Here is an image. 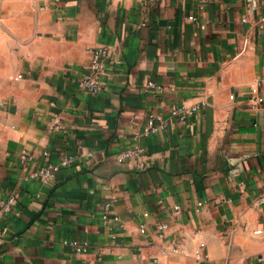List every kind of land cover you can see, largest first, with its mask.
<instances>
[{
    "label": "crops",
    "instance_id": "0c3cea01",
    "mask_svg": "<svg viewBox=\"0 0 264 264\" xmlns=\"http://www.w3.org/2000/svg\"><path fill=\"white\" fill-rule=\"evenodd\" d=\"M260 16L264 0H0V199L15 200L0 264H264ZM101 45L89 94L76 80ZM172 105L199 107L180 122ZM149 114L161 128L134 141ZM133 142L143 169L116 158ZM65 155L51 180L32 177ZM108 201L117 221L102 220Z\"/></svg>",
    "mask_w": 264,
    "mask_h": 264
},
{
    "label": "built area",
    "instance_id": "2783aa9c",
    "mask_svg": "<svg viewBox=\"0 0 264 264\" xmlns=\"http://www.w3.org/2000/svg\"><path fill=\"white\" fill-rule=\"evenodd\" d=\"M42 1V0H41ZM57 1V0H54ZM218 0H201L202 3H210ZM191 19H195L194 17ZM257 32L259 35L264 34V17L260 16L257 20ZM110 49L108 46L101 45L93 48L90 52V58L87 62L83 63L81 66L82 74L76 80V87L89 94H96L102 90L103 79L107 74L109 67ZM157 90L161 91L162 88L159 84L152 81L147 82L144 90ZM232 97V96H230ZM257 102H262L263 97L257 96L254 98ZM2 102L0 101V104ZM198 105L191 106H170V114L175 117L178 121L184 122L186 119L194 114L198 109ZM163 124V120L160 115L149 114L146 116L144 124L140 127L139 131L133 136L134 141L139 137H147L156 134ZM50 128L55 131H61L64 126L62 123V118L59 114H53L51 117ZM146 154L145 148L138 142H133L128 147L122 149L116 156L117 160L122 162H132L139 169L145 168L146 164L144 161H140V158ZM46 155V152H43ZM32 157V154L22 149L20 151V162L21 164H26ZM75 157L72 155L62 156L59 161H51L50 159L45 160L40 164L32 173L33 178H39L43 182L51 180L55 173L61 168L70 166ZM259 200H264V198L259 197ZM14 198L10 196L6 200L0 199V207L8 208L14 203ZM201 203L198 202V205ZM111 202H106L104 204V209L102 212V220L104 222L117 221L118 216L111 210ZM180 212V206L175 204L173 206V213L178 214ZM158 227L161 229L166 228L165 223H159ZM1 231H0V242H1ZM63 244L70 245L75 252L83 253L89 248V245L84 242H79L75 239H65L62 241Z\"/></svg>",
    "mask_w": 264,
    "mask_h": 264
}]
</instances>
